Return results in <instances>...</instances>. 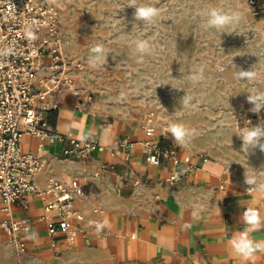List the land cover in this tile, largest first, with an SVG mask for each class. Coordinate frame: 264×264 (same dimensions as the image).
I'll use <instances>...</instances> for the list:
<instances>
[{
	"label": "crops",
	"instance_id": "0c3cea01",
	"mask_svg": "<svg viewBox=\"0 0 264 264\" xmlns=\"http://www.w3.org/2000/svg\"><path fill=\"white\" fill-rule=\"evenodd\" d=\"M253 7L264 13V0H256ZM61 97L59 108L47 113L50 128L74 138L93 136L106 148L81 159L63 155L66 140L47 142L22 134L19 144L23 152L46 159L44 170L36 176L40 183L54 176L64 181L77 178L87 186L89 193L74 201L84 220H73L79 231L74 247H67L62 235L49 234L47 219L42 218L53 211H44L41 201L29 195L27 209L10 207L13 220L30 223L31 230L20 234L26 249L9 244L0 228V244L4 239L8 244L3 247L9 252L0 255V264H50L53 258L69 255L81 264H244L231 254L227 241L234 230H243L238 218L248 204L264 215V197L247 193L248 185L236 179L233 169L229 174L223 161L185 153L155 130L153 138L194 163L188 175L169 186L173 165L166 159L159 165L146 163L141 124L110 119L83 101L76 104L69 90ZM120 138L129 139L133 147L111 150ZM126 152L131 156L129 163L124 160ZM101 163L113 168L94 177ZM119 184L122 193L117 194ZM97 206L105 210L100 216L91 210ZM4 217L0 211V220ZM93 218L99 219L101 227L91 224ZM253 238L264 239V231L254 233ZM250 264H264V254Z\"/></svg>",
	"mask_w": 264,
	"mask_h": 264
},
{
	"label": "rangeland",
	"instance_id": "374dc122",
	"mask_svg": "<svg viewBox=\"0 0 264 264\" xmlns=\"http://www.w3.org/2000/svg\"><path fill=\"white\" fill-rule=\"evenodd\" d=\"M50 1L59 8L66 54L84 63L74 84L79 98L93 111L133 125H140L154 111L151 121L156 132L180 150L223 161L238 181L244 182L246 170L264 182V153L258 148L248 154L242 151V140L235 134L251 127L244 123L252 107L248 92L264 87V13L249 0H137L160 8L161 15L153 24L137 22L139 27L133 30L135 9L126 6L129 0ZM210 6L238 10L243 19L223 34L206 29L199 13ZM140 37L154 47L143 58L134 53L131 43ZM97 43L110 53L107 64L94 69L87 61ZM234 64L243 70L256 65L257 79L237 81ZM201 67L205 79L194 82L191 76ZM185 93L193 98L192 107L180 103ZM85 94L90 95L89 101L83 98ZM173 122L196 129L187 146H177L171 134H166ZM1 242L0 248L8 244L4 239ZM0 255L9 252L3 247ZM78 261L69 255L53 258L50 264H81Z\"/></svg>",
	"mask_w": 264,
	"mask_h": 264
},
{
	"label": "built area",
	"instance_id": "2783aa9c",
	"mask_svg": "<svg viewBox=\"0 0 264 264\" xmlns=\"http://www.w3.org/2000/svg\"><path fill=\"white\" fill-rule=\"evenodd\" d=\"M255 3L256 0H249L250 5ZM29 30L35 39L29 38ZM0 49L10 50L8 55L0 56V211L5 216L0 220V228L9 244L25 250L20 234L31 230L30 223L28 220H13L10 207L17 205L27 209L28 197L34 195L41 201L44 211H53L50 216H42L47 219L49 234L62 235L64 245L71 247L79 231L73 220H84L82 212L74 207V201L87 195L88 188L77 178L64 181L49 176L40 183L36 176L44 170L47 161L23 152L19 138L22 134H33L41 141L66 140L68 146L63 155L73 154L81 159L92 151L100 152L106 148L93 136H64L48 124L47 113L59 108L64 90L72 93L76 104L81 103L80 91L74 81L76 72L84 68V63L72 60L66 54L59 8L47 0H0ZM261 90L264 91V87ZM83 98L91 99L89 94ZM153 117L154 111H151L141 123L145 134L142 142L145 161L151 165H159L164 159L171 162L173 168L167 183L175 185L182 176L190 173L194 163L189 156L181 158L172 146L163 145L153 138ZM261 120H264V109L259 115L251 112L244 116V123L249 126H256ZM133 145L129 139L120 138L110 149H130ZM124 156L129 163V152ZM199 157L204 158L202 154ZM112 168L101 163L92 175L99 177ZM115 191L122 193L120 184ZM91 210L98 216L105 211L99 206ZM91 224L96 227L99 219L93 218Z\"/></svg>",
	"mask_w": 264,
	"mask_h": 264
},
{
	"label": "clouds",
	"instance_id": "9594fccd",
	"mask_svg": "<svg viewBox=\"0 0 264 264\" xmlns=\"http://www.w3.org/2000/svg\"><path fill=\"white\" fill-rule=\"evenodd\" d=\"M126 6L135 9L132 18V30L139 27L137 22L153 24L161 15L160 8L152 4H138L137 0H129ZM124 7H122L120 11H122ZM199 15L204 17L203 27L206 29H215L221 32V34L226 33L223 31L224 29L240 24L243 19L242 13L238 10L225 11L223 8L215 6H210L207 9L201 10ZM28 35L30 39L36 38L31 30H29ZM131 43L134 53L140 58H143L145 55H150L154 51L151 42L142 37L132 40ZM9 52V49H0V56H6ZM109 53L110 52L104 44H95L90 49V55L87 61L89 66L94 69L105 66L108 61ZM113 59H115V57H113ZM235 67L237 69L236 65ZM255 67L256 65H253L250 70L237 69L235 72V79L240 82L255 81L258 76ZM191 79L194 82L203 81L205 79L204 68L201 67L196 74L191 76ZM192 99L190 95L185 93L180 103H182L184 107H192ZM247 102L252 105L249 111L259 115L261 109H264V91L259 89L251 90L248 92ZM165 111L167 110L165 109ZM249 122L251 123L250 120ZM168 133L171 134L170 138L174 144L179 147H185L196 135V129L181 122H173L168 125L166 134ZM235 134L242 140V151H246L248 154L251 150L258 148L260 152L264 153V120H261L256 126L240 129L235 132ZM244 183L250 186L246 190L247 193L255 192L261 197H264V182L258 181L255 175H250L246 170L244 172ZM238 219L239 222L244 225L243 230H234L227 244L234 257L244 262V264H250V262L255 260L258 254H264V239L253 238L254 233L264 231V215L261 214L256 206L248 204ZM98 227L101 226L98 225Z\"/></svg>",
	"mask_w": 264,
	"mask_h": 264
}]
</instances>
